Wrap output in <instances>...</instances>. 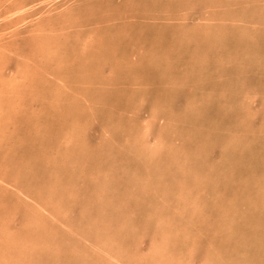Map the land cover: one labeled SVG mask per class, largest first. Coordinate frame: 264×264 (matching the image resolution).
<instances>
[{
	"label": "rangeland",
	"instance_id": "1",
	"mask_svg": "<svg viewBox=\"0 0 264 264\" xmlns=\"http://www.w3.org/2000/svg\"><path fill=\"white\" fill-rule=\"evenodd\" d=\"M0 264H264V0H0Z\"/></svg>",
	"mask_w": 264,
	"mask_h": 264
},
{
	"label": "bare ground",
	"instance_id": "2",
	"mask_svg": "<svg viewBox=\"0 0 264 264\" xmlns=\"http://www.w3.org/2000/svg\"><path fill=\"white\" fill-rule=\"evenodd\" d=\"M249 19V18H248ZM242 30H244V29H242ZM245 32V31H244ZM223 34V33H222ZM244 35V34H243ZM193 37V36H192ZM228 37V36H227ZM190 39V38H189ZM214 45V44H213ZM249 50V49H248ZM212 52V51H211ZM244 58V57H243ZM240 59H242L241 57H240ZM227 91V90H226ZM162 198V197H161ZM165 219V218H164Z\"/></svg>",
	"mask_w": 264,
	"mask_h": 264
}]
</instances>
